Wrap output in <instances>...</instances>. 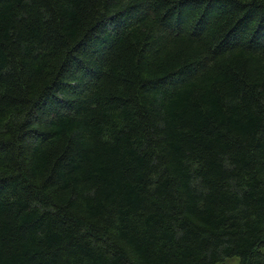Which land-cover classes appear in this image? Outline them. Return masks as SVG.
Returning <instances> with one entry per match:
<instances>
[{
  "label": "trees",
  "instance_id": "1",
  "mask_svg": "<svg viewBox=\"0 0 264 264\" xmlns=\"http://www.w3.org/2000/svg\"><path fill=\"white\" fill-rule=\"evenodd\" d=\"M264 264V0H0V264Z\"/></svg>",
  "mask_w": 264,
  "mask_h": 264
},
{
  "label": "rangeland",
  "instance_id": "2",
  "mask_svg": "<svg viewBox=\"0 0 264 264\" xmlns=\"http://www.w3.org/2000/svg\"><path fill=\"white\" fill-rule=\"evenodd\" d=\"M222 264H240V260L238 258L234 257L231 259H227Z\"/></svg>",
  "mask_w": 264,
  "mask_h": 264
}]
</instances>
